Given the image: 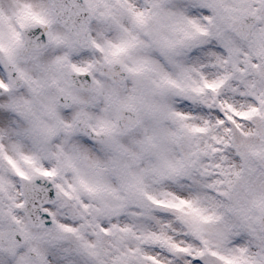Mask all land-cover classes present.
Returning a JSON list of instances; mask_svg holds the SVG:
<instances>
[{
	"label": "snow or ice",
	"instance_id": "1",
	"mask_svg": "<svg viewBox=\"0 0 264 264\" xmlns=\"http://www.w3.org/2000/svg\"><path fill=\"white\" fill-rule=\"evenodd\" d=\"M0 264H264V0H0Z\"/></svg>",
	"mask_w": 264,
	"mask_h": 264
}]
</instances>
